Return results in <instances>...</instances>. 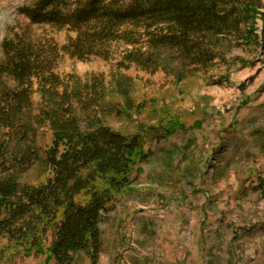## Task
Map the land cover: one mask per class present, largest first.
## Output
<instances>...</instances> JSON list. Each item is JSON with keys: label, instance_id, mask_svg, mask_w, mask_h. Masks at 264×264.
Returning <instances> with one entry per match:
<instances>
[{"label": "rangeland", "instance_id": "1", "mask_svg": "<svg viewBox=\"0 0 264 264\" xmlns=\"http://www.w3.org/2000/svg\"><path fill=\"white\" fill-rule=\"evenodd\" d=\"M38 1L0 0V59L3 40L14 34L57 51L41 56L51 79L31 82L30 107L16 115L18 124L10 125L7 109L1 114L0 143L13 137L11 149L32 147L41 157L13 162L19 183L36 186L51 174L43 153L52 146L53 114L72 119L80 131L137 135L145 159L134 166L132 184L113 193L96 264H264V53L226 36L223 58L206 68L163 48L158 70L147 71L121 64L134 46L117 39L106 44L108 59L79 60L62 51L75 37L70 26L26 16ZM77 1L59 0V10L73 11ZM261 25L256 18L258 34ZM137 27L126 23L120 31L146 49ZM25 124L30 132L22 136ZM49 243L50 235L40 253H27L2 240L0 264H55ZM72 264L92 258L80 251Z\"/></svg>", "mask_w": 264, "mask_h": 264}, {"label": "trees", "instance_id": "2", "mask_svg": "<svg viewBox=\"0 0 264 264\" xmlns=\"http://www.w3.org/2000/svg\"><path fill=\"white\" fill-rule=\"evenodd\" d=\"M58 3L40 0L25 14L31 23L70 26L75 37L68 39L62 51L79 60L108 59L106 44L117 39L134 46L124 52L121 64L147 71L158 70L163 48L177 50L194 66L206 68L223 58L226 36L264 53V0H78L76 8L67 13L59 10ZM256 18L262 23L259 34ZM126 23L138 26L146 38V49L138 47L140 42L133 35H122L120 28ZM21 39L14 34L1 44L0 127L4 109L13 115L10 125H17V116L30 107L31 82L48 84L52 76L51 65L46 66L41 56L45 52L56 55V48L50 46L47 51L37 47L33 38ZM162 70L170 74L167 68ZM8 81L15 86H8ZM3 116L9 123L11 118ZM50 124L53 142L43 157L51 174L42 184H20V173L13 164L37 161L36 149H11L13 137L10 143H0V242L7 240L22 245L27 253H40L50 235L46 251L55 264H72L73 255L80 251L87 252L96 264L100 225L113 193L132 184L134 166L145 159L140 138L106 127L80 131L75 121L57 114L51 115ZM23 129L22 136L30 132L28 124ZM98 180L106 186L100 188Z\"/></svg>", "mask_w": 264, "mask_h": 264}]
</instances>
